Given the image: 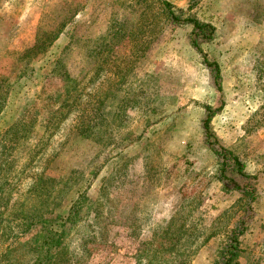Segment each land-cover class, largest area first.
I'll use <instances>...</instances> for the list:
<instances>
[{"label":"rangeland","instance_id":"374dc122","mask_svg":"<svg viewBox=\"0 0 264 264\" xmlns=\"http://www.w3.org/2000/svg\"><path fill=\"white\" fill-rule=\"evenodd\" d=\"M166 1L212 38L162 0H0V133L28 131L11 205L74 170L58 208L86 189L89 264H213L234 229L264 264V0Z\"/></svg>","mask_w":264,"mask_h":264},{"label":"trees","instance_id":"16d2710c","mask_svg":"<svg viewBox=\"0 0 264 264\" xmlns=\"http://www.w3.org/2000/svg\"><path fill=\"white\" fill-rule=\"evenodd\" d=\"M162 3L168 11L171 22L191 23L195 30L202 31L200 38L203 41L212 38L214 28L210 23L200 22L195 18H186L181 21L182 10H179L178 14L168 1L162 0ZM192 45L198 52L201 51L196 40L192 42ZM35 48L37 47L34 46L33 49ZM207 63L214 66L217 76L219 73L217 64ZM210 109L209 106L206 107V110ZM210 117L211 115L208 114L203 120V128L208 137L212 136L209 130ZM87 130V128L80 130V133L84 134ZM27 132L24 121L17 119L0 133L1 153L4 154L0 159V245L3 243L2 247H4L3 252L0 253V264H89L84 259L86 244L83 243L81 246L77 240L76 248L71 246L74 230L86 225L91 210V206L85 201L86 189L80 187L76 190V197L69 202L64 214L60 213L58 208L64 194L72 191L77 185L72 175L75 173L74 170L54 182H49L41 176L35 177L29 189L17 194L19 196L14 200L13 206L11 205L14 191H16L13 184L19 177L18 173L14 175V170L10 172L15 162L11 158V152L15 145L17 146L26 138ZM86 136L88 135L84 134V137ZM227 154L232 159L233 165L237 166V171L243 173L238 157L228 149ZM7 168H10L8 172ZM98 204L101 205L102 202ZM94 216H96L95 212ZM87 233L81 232L79 235H74L75 238L78 236L77 239H81L89 237ZM241 233V230L236 229L228 232L217 249L213 264H239V258L243 253L239 239ZM178 241L177 238L173 242ZM146 244L153 246L154 241ZM137 255L138 261H141L140 255Z\"/></svg>","mask_w":264,"mask_h":264}]
</instances>
